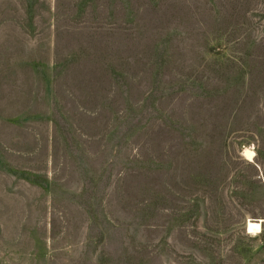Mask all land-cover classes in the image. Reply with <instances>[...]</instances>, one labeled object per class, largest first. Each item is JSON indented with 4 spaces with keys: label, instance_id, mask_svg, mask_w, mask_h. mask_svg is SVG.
<instances>
[{
    "label": "rangeland",
    "instance_id": "1",
    "mask_svg": "<svg viewBox=\"0 0 264 264\" xmlns=\"http://www.w3.org/2000/svg\"><path fill=\"white\" fill-rule=\"evenodd\" d=\"M0 264H264V0H0Z\"/></svg>",
    "mask_w": 264,
    "mask_h": 264
},
{
    "label": "bare ground",
    "instance_id": "2",
    "mask_svg": "<svg viewBox=\"0 0 264 264\" xmlns=\"http://www.w3.org/2000/svg\"><path fill=\"white\" fill-rule=\"evenodd\" d=\"M245 153L248 156L249 159H252L253 157H255V151L251 148H246L245 149ZM261 220V219H260ZM260 220H253L249 219V221L247 222V229L248 232H259L262 228V222Z\"/></svg>",
    "mask_w": 264,
    "mask_h": 264
}]
</instances>
